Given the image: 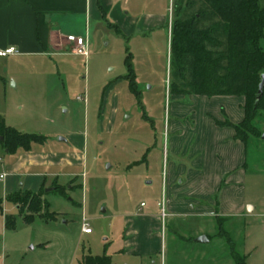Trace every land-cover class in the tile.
I'll list each match as a JSON object with an SVG mask.
<instances>
[{
  "label": "rangeland",
  "instance_id": "1",
  "mask_svg": "<svg viewBox=\"0 0 264 264\" xmlns=\"http://www.w3.org/2000/svg\"><path fill=\"white\" fill-rule=\"evenodd\" d=\"M187 1L165 0L163 11L168 16L174 9L175 20V9ZM107 24L91 27L87 56L68 51L60 57L2 60L9 73L2 76L0 108L8 109V126L46 138L32 145L33 154L84 158L73 168L64 162L7 172V163L15 164L22 152L10 155L0 145V264H82L87 256L106 257L110 264H236L233 251L247 264H264V112L253 121L257 134L250 137L254 146L240 199L231 196L233 202L244 201V214L218 222L162 216L164 230H152L153 239L160 236L159 251L135 252L139 243L155 246L146 236L132 232L130 238L127 219L142 203L144 212L161 215L158 204L177 197L173 191L185 179L178 171L181 156L168 153L165 124L193 123L187 110L195 103L191 95L171 90L168 27L165 37L145 45ZM128 61L135 77L129 76ZM174 107H181L176 115ZM56 177L63 189L43 196L56 218L37 215L26 223L27 211L21 215L8 199L39 194ZM8 217H14L13 229L6 227ZM84 221L91 235L83 234ZM201 235L209 243H196Z\"/></svg>",
  "mask_w": 264,
  "mask_h": 264
},
{
  "label": "crops",
  "instance_id": "2",
  "mask_svg": "<svg viewBox=\"0 0 264 264\" xmlns=\"http://www.w3.org/2000/svg\"><path fill=\"white\" fill-rule=\"evenodd\" d=\"M164 2L165 0H0V50H17L14 54L0 57V84L5 80L2 76H8L9 73V68L3 66L2 60L5 58L13 62L25 57H60L68 51L80 54L75 50L74 44L67 40L70 35L85 39L88 55L89 31L93 25L101 26L102 23H108L109 27L115 28L117 33L123 34L128 40L145 41V45L165 37L164 31L168 27L172 59L174 9L167 16L163 11ZM191 96L195 104L188 108L187 113H193V123L183 125L169 120L164 127L168 153L182 158L178 171L185 178L184 183L173 191L177 197L167 201L164 199L158 205L161 210H165L166 218L185 219V222L237 219L244 214L245 203L243 200L233 202L231 196L237 194L240 199L254 140L249 139L243 143L235 138L234 128L220 126L218 122L241 123L245 118V98L226 95ZM180 110L181 107H174L173 113L176 115ZM0 115L8 125L6 107L0 108ZM30 151L21 150L15 164L8 166L7 163V172L8 169L10 172H19V169L27 165L53 167L64 162H68L69 167L73 168L84 158L82 154L37 155ZM171 166L175 171L176 165ZM50 176H56V173ZM175 177L176 172L173 175ZM55 185L60 186L57 177L49 187L55 190ZM142 204L138 212L127 219L126 231L130 238L133 232L146 236L148 240L154 236L153 231L164 230L162 222L160 224L162 212L161 215L155 211L144 212L143 209L147 206ZM159 239L158 235L152 241L155 248L152 249L151 243L143 242L137 245L135 252L141 256L157 253L160 248Z\"/></svg>",
  "mask_w": 264,
  "mask_h": 264
},
{
  "label": "trees",
  "instance_id": "3",
  "mask_svg": "<svg viewBox=\"0 0 264 264\" xmlns=\"http://www.w3.org/2000/svg\"><path fill=\"white\" fill-rule=\"evenodd\" d=\"M172 28V59L174 81L171 90L176 95L241 96L245 98V118L241 123L218 122L230 126L235 138L243 143L257 134L253 121L264 112V92L258 101L259 85L264 74V7L260 0H188L175 9ZM131 55L127 57L130 61ZM128 61L130 77H135ZM128 76V77H129ZM43 136L22 133L8 126L0 115V145L10 155L29 152L34 143L42 144ZM63 189L55 186V190ZM39 194L28 192L8 200L14 204L26 223L35 217L56 218L50 205ZM226 219H219L224 221ZM6 227L13 229L14 217H8ZM236 264H247L246 258L233 251ZM82 264H110L106 257L87 256Z\"/></svg>",
  "mask_w": 264,
  "mask_h": 264
},
{
  "label": "built area",
  "instance_id": "4",
  "mask_svg": "<svg viewBox=\"0 0 264 264\" xmlns=\"http://www.w3.org/2000/svg\"><path fill=\"white\" fill-rule=\"evenodd\" d=\"M67 40L70 43L74 44L75 50L78 53L87 55L86 41L84 38L70 35L67 37ZM16 52H17V50L15 48L0 50V57H6V56L14 54ZM162 216H163V218H165V216H166L164 209H162ZM82 230H83V233L86 235L92 234V232H93V230L91 229V227L89 226V224L86 221H84V223H83Z\"/></svg>",
  "mask_w": 264,
  "mask_h": 264
},
{
  "label": "water",
  "instance_id": "5",
  "mask_svg": "<svg viewBox=\"0 0 264 264\" xmlns=\"http://www.w3.org/2000/svg\"><path fill=\"white\" fill-rule=\"evenodd\" d=\"M263 92H264V74L262 75V81L259 85V96L257 98V100L259 101L261 99V97L263 96ZM263 139H264V136H263ZM63 141H65L64 139H62ZM54 190V188H50V189H46L45 192H50ZM195 242L196 243H207L209 242V239L206 237V236H200L198 238L195 239Z\"/></svg>",
  "mask_w": 264,
  "mask_h": 264
}]
</instances>
